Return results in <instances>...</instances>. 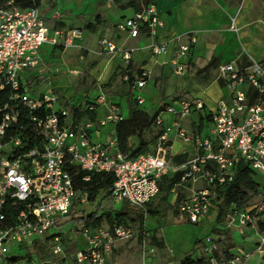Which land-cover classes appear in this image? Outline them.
<instances>
[{
	"label": "built area",
	"instance_id": "obj_1",
	"mask_svg": "<svg viewBox=\"0 0 264 264\" xmlns=\"http://www.w3.org/2000/svg\"><path fill=\"white\" fill-rule=\"evenodd\" d=\"M163 27L155 3L141 7L116 26L129 38L141 35L154 38ZM83 35L81 28L63 30L48 26L40 8L22 10L13 1L0 6V90L8 88L11 93L0 105V264H8L10 258H20L16 264H117L111 259L118 244L134 239L139 242L142 264H150L147 259L156 258V247L150 241L147 205L158 196L166 175L182 172L171 194L180 214L193 224H199L216 208L214 201L219 190L233 180L241 161L264 177L263 63L241 64L234 60L220 64L214 80L224 86L227 95L218 101L216 109L207 110L199 99L163 105L156 121L163 131L154 152L126 159L120 153L112 156L105 144L91 137L94 126L116 125L123 119L119 108L108 104L100 94L88 108L95 111L103 106L108 111L106 116L97 122L93 119L75 122L68 106L59 103V94L51 86V75L46 73L42 62L39 51L44 44L65 51ZM98 44L111 54L122 50L107 37L100 38ZM190 46L191 43H178L169 62L175 75L188 73ZM132 52L124 53L127 62ZM167 52L166 44L151 46L154 56ZM29 71L38 76L39 83L49 85L45 91H33L37 85L27 82L24 76ZM149 75L148 70H142L137 89L147 84ZM137 100L140 105L143 103L141 96ZM19 105L29 111L30 122L40 138V146L24 153L8 150L9 143L21 144L19 135L10 136L6 142L7 130L17 124ZM165 114L173 116L171 124L165 123ZM193 114L208 117L204 120L206 134L183 125ZM174 140L194 146V155L181 166L174 164ZM68 163L87 172L86 180L90 174L112 173L115 181L108 197L114 203H127L131 210L142 212V228L134 229L124 223L83 225L80 231L83 247L77 243L70 253L65 240L75 230L72 226L68 228V218L77 200L85 203L89 195L76 188ZM263 215L264 186H261L256 204L227 215V228L235 227L241 234L249 229L257 232L254 249L239 250L227 259H218L214 256L218 245L212 242L203 248L209 264H244L252 256L264 261V235L259 227ZM51 231L54 233L50 234ZM36 240L46 242L48 253L43 259H37ZM17 246L24 250L23 255L16 252ZM32 248L35 251H30Z\"/></svg>",
	"mask_w": 264,
	"mask_h": 264
},
{
	"label": "crops",
	"instance_id": "obj_2",
	"mask_svg": "<svg viewBox=\"0 0 264 264\" xmlns=\"http://www.w3.org/2000/svg\"><path fill=\"white\" fill-rule=\"evenodd\" d=\"M124 1L121 0L119 3H115L113 0H44L40 11L48 26L63 30L72 28H81L83 30L84 39H80L81 41L77 40L75 42L76 45L72 47L77 53L83 50H96V45H99L100 38L93 34L94 30L97 29V34L101 35L106 22L114 23L115 33L114 31H106L104 37L109 38L118 47L122 48V50L118 54L113 55L112 61L108 64L104 72L100 73L98 69H95L91 71V74L97 80L103 81L113 72V70L109 71L108 67L110 65H115V67L123 65L125 67L123 62L124 53L126 51H133L131 53V59L128 62L126 61V63L131 61L135 68L139 67L140 70H148L150 72L147 84L142 89L135 88L132 90L136 97L141 96L143 98V103L140 105V108L145 111H157L163 105L172 104L178 100H185L183 98L199 99L207 110L214 111L218 101L227 95V90L221 83L215 82V80L210 85L196 89L195 85L197 83L194 79L199 69L205 67L212 59H216L218 66L234 60L245 64L240 60V52H243L249 61H257L264 64V15L257 11V6L255 5L256 0H232V2L231 0H138L146 1V3H155L160 11L164 27L154 38L145 35H141L138 38H129L126 34L117 30L116 26L120 21L132 16L136 10L141 8L137 0ZM111 5H114L118 11L110 13L109 8ZM55 14H58V17L54 18ZM60 16L62 19L57 20ZM91 18L92 20L89 23H92V26L89 27L88 23L87 29L84 30L82 28L83 24ZM232 23L237 29L231 28ZM72 24L74 26H70ZM190 37H193L194 43L189 40ZM179 42L191 43L189 65L192 71L190 68L185 76L175 75L169 64ZM154 44H166L168 52L158 56L152 55L151 46ZM51 47L53 48L51 54L47 58L41 57L43 64L47 68L46 73H50L49 64L54 61V54H64L70 50L62 51L60 48ZM105 52L108 51L105 50ZM72 71H78L79 73L77 75L82 74V71L79 69H72ZM70 73L74 74L72 72ZM50 75L52 78L54 75L53 72ZM24 76L27 82L31 83L33 81L37 85L33 90L36 93L45 91L49 86L44 84L43 89L37 91L41 85L37 79L38 76L30 71L24 74ZM58 82L57 79H51V86L57 92L60 89ZM160 88L164 90V100L160 98ZM214 88L215 91H213ZM65 105L69 107L79 106L80 104L66 103ZM119 111L123 119L128 118L129 109L127 100L121 103ZM107 113L108 111L105 107L99 106L93 113V120L97 122L106 116ZM163 117L166 124H171L174 119L169 114H165ZM191 117L197 119L192 127L187 126V119L183 122V125L186 128L189 127L190 130L206 134L207 130L205 129L204 122L201 130L198 129L200 116L193 114ZM82 121L85 122L86 120ZM91 137L93 141L105 144L112 156L118 153L121 154L118 148L116 125L109 124L105 127L94 126L91 131ZM172 142V155L174 157L186 155L188 159L194 155L195 150L192 144H184L180 140H174ZM174 164L181 166L175 162ZM262 186H264V179L262 180ZM169 195L172 201L168 199V202L170 201L169 203L173 205L176 204L175 196L171 193ZM253 205L251 204L250 206ZM215 210L216 208L208 216H211ZM223 220L224 222L226 221L225 218ZM262 221H264V215ZM236 231L238 229L233 227L229 229V233L227 232L231 238V242L236 245L229 253H224L227 235L222 233L218 236L223 247L219 249L222 259L229 258L230 254L233 255L239 250L252 251L254 249L258 239L257 232L249 229L244 234H241L238 231L242 237V242H239L236 241ZM260 234L264 235V231L261 229ZM202 250L203 248L200 251ZM244 264H264V261L259 262L256 256H252Z\"/></svg>",
	"mask_w": 264,
	"mask_h": 264
},
{
	"label": "trees",
	"instance_id": "obj_3",
	"mask_svg": "<svg viewBox=\"0 0 264 264\" xmlns=\"http://www.w3.org/2000/svg\"><path fill=\"white\" fill-rule=\"evenodd\" d=\"M8 1H13V5L17 8L27 10L40 8L44 0H0V6ZM113 1L119 3L121 0ZM147 4H150V2H147L146 5ZM88 26L91 27L92 23H89ZM240 60L245 64L251 62L243 52H240ZM217 67L218 64L216 63V59H212L205 67L197 71L196 76L201 77L203 73H210L211 70L217 69ZM123 72L128 77V83L131 89H135L137 78L142 70H140L139 67L135 68L130 61L126 68H123ZM132 90L127 98L129 116L126 119L119 120L116 124L118 148L126 159H134L139 155L154 152L158 138L163 131L161 126L156 124L162 106L159 110L152 112L141 109L137 97ZM10 94L8 88L0 90V105L5 100H8ZM160 98L161 100L165 99L164 90L162 88H160ZM95 99L89 100L84 105L69 106L68 108L72 119L77 123L82 120L93 119L94 111L89 110L88 106L94 104ZM29 117V111L22 107V105H19L17 124L7 130L6 142L9 141V137L13 135H19L22 142L18 146L9 143V151L24 153L35 146H40L39 135L34 130ZM205 119L208 120V117H200V123L198 122L199 130L203 127ZM186 157V155L176 156L174 157V162L177 165H182L186 162ZM67 169L73 178L76 188L87 193L89 195V201L91 202H94L95 197L101 191L105 192L108 196L109 189L113 186L115 181L112 173L104 172L90 174V178L86 180L88 173L82 171L75 164L68 163ZM181 175L182 172L177 171L166 175L162 179L158 196L147 205V213L149 216H159L169 209H173L175 215L180 214L177 204L173 205L168 202V196L173 186L179 182ZM263 179L264 177L262 175L258 174L248 164L241 161L236 169L233 180L225 184L222 189L219 190L218 196L214 201L217 210V222L221 223L228 214L250 207L254 197L260 194V187L262 186ZM143 218L144 214L142 212L133 211L128 207L127 203H124L119 210H112L100 216L97 212L84 214L79 221H82L84 226L87 227L101 226L105 219L107 225L124 223L128 225L135 224L137 228H142ZM259 227L264 231V221L261 220L259 222ZM226 235L224 253H229L236 245L231 242L229 234L227 233ZM150 241L159 249L165 248L164 241L159 238L154 231H151ZM35 244L37 246V259L45 258L48 253L45 250L46 242L44 244L43 241L36 240ZM231 255L232 254H230L229 257ZM214 256L218 259H222L219 253V247L218 250L215 251ZM19 259L20 258H10L8 264H16ZM178 264H209V257L203 253V250L199 251L198 254H196L195 251H189L180 259Z\"/></svg>",
	"mask_w": 264,
	"mask_h": 264
},
{
	"label": "rangeland",
	"instance_id": "obj_4",
	"mask_svg": "<svg viewBox=\"0 0 264 264\" xmlns=\"http://www.w3.org/2000/svg\"><path fill=\"white\" fill-rule=\"evenodd\" d=\"M128 1L130 0H125L124 2ZM137 2L139 3V7H143L146 5V1L137 0ZM255 5L257 6V11L264 15V0H256ZM109 11H111L110 13H114L117 12L118 9L114 7V5H111ZM59 19L61 20L62 17L60 16L57 20ZM91 20L92 18L89 21H86L85 24H83L82 28L84 30L87 29V24L91 22ZM70 26H74V24ZM231 28L237 29L233 23L231 24ZM103 30L104 31L101 33V35L97 34V29L94 30L93 34L99 36V38H102L104 37L106 31H114V33L116 31L114 23L111 22H106V24H104ZM189 40L194 43L193 37H190ZM96 46L97 48L94 51L83 50L80 53H77L75 49L70 48V50L66 51V53L64 54L59 53L57 55H53L54 61L49 64V72H53L54 75L52 76V78L59 81L58 83L60 84V89L58 91V94L59 103L61 105L66 103L84 105L89 100L97 98V96L100 94H103L105 96L108 104H115L118 108L121 107V103L124 100H127L132 89L128 83L127 75H125L123 72V68H126L128 63H126V60L123 59L125 67H123V65H119L116 67L115 65H110V67H108V70H113L112 74H109L108 77H106L103 81L97 80L96 77L92 76L91 71L98 69L100 73L104 72L108 64L112 61L114 54L105 52V49H103L100 45ZM52 50L53 48L50 46V44H44L40 48L39 53L42 58H47V56L51 54ZM190 68L191 66H189V69ZM72 69H79L82 71V74H71L70 70L72 71ZM190 70L192 71V68ZM214 76L215 69L211 70L210 73H203L201 77L195 76L194 80L197 83V85H195L196 89H200L202 87L210 85L214 81ZM188 82L192 84L190 81ZM43 87L44 84H41L37 91H40L41 89H43ZM213 91H215V88L213 89ZM183 99L190 100L187 98ZM191 116L187 118V126L192 127L197 119ZM187 128L190 129L189 127ZM168 199L172 201L170 195L168 196ZM258 201L259 195L254 197V199L251 201V204H256ZM123 204L124 203H114L106 195V193L102 191L99 192L94 202L87 201L85 203H80L77 200L75 209L68 218V228L72 226L75 230V232L69 234L68 239L65 240L68 242V244H66V247L69 252L72 253L75 251L77 243L80 248L83 247L84 238L80 231L84 224L82 223V221H79V219L84 214L97 212L99 216L104 215L112 210L121 209ZM224 218L226 219L225 222L224 220L221 223L217 222V210H215L211 216H207L199 224H193L187 221L186 217L182 214L175 215L173 209H169L167 212H164L159 216H149L147 220V226L151 231H154L156 235L164 241L165 248L159 249L156 247V258H148L147 263L178 264L180 259L187 252L195 251V253L198 254L205 245L209 246L210 242L212 241H216L219 249H222V242L220 241V237L218 236L222 233H229V228L226 229L227 216H225ZM103 225H107L105 219L103 220ZM134 225L135 224H131L134 229H137V225ZM53 233V231L50 232V234ZM235 234L237 237L236 241L242 242L240 233L236 231ZM116 250V253L112 255L111 260L113 262L117 264H142L140 247L137 239L125 243H119ZM30 251H35V248L30 249ZM16 252L20 253L21 255L25 253L24 250L20 249L18 246L16 247Z\"/></svg>",
	"mask_w": 264,
	"mask_h": 264
},
{
	"label": "water",
	"instance_id": "obj_5",
	"mask_svg": "<svg viewBox=\"0 0 264 264\" xmlns=\"http://www.w3.org/2000/svg\"><path fill=\"white\" fill-rule=\"evenodd\" d=\"M90 214H92V213H90Z\"/></svg>",
	"mask_w": 264,
	"mask_h": 264
}]
</instances>
